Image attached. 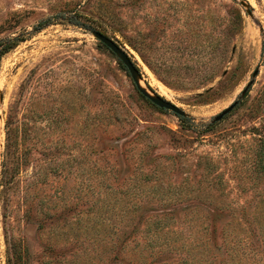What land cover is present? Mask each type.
<instances>
[{
	"label": "rangeland",
	"instance_id": "obj_1",
	"mask_svg": "<svg viewBox=\"0 0 264 264\" xmlns=\"http://www.w3.org/2000/svg\"><path fill=\"white\" fill-rule=\"evenodd\" d=\"M0 42V264L264 262V0H0Z\"/></svg>",
	"mask_w": 264,
	"mask_h": 264
},
{
	"label": "water",
	"instance_id": "obj_2",
	"mask_svg": "<svg viewBox=\"0 0 264 264\" xmlns=\"http://www.w3.org/2000/svg\"><path fill=\"white\" fill-rule=\"evenodd\" d=\"M91 33L97 41L103 44L121 62V64L125 67L126 71L130 75L135 85V88L143 97L148 99L153 105H155L160 109L168 110L174 113L178 117H186V114L182 109L172 104L171 102L167 101L166 99L162 98L160 95H155L151 93L144 85H142L138 70L131 61L128 54L124 51V49H122L120 45H118L112 39H110L109 37L105 36L104 34L98 31H92ZM256 73L257 70L253 72V76H255ZM248 85L249 84H247L245 89L242 91L241 95H244ZM236 104H237V100L233 101L230 105L225 107L220 113H218L213 118V122L221 120L226 114H228L236 106Z\"/></svg>",
	"mask_w": 264,
	"mask_h": 264
},
{
	"label": "trees",
	"instance_id": "obj_3",
	"mask_svg": "<svg viewBox=\"0 0 264 264\" xmlns=\"http://www.w3.org/2000/svg\"><path fill=\"white\" fill-rule=\"evenodd\" d=\"M58 15H55L54 17H57ZM77 16H79V15H77ZM77 16H70L67 20H68V22H70V23H72V24H74V25H78L79 27H86L87 25H85L84 23H81L80 21H78L79 19V17L77 18ZM77 18V19H76ZM53 20V18H46V19H44V20H42V21H40L38 24H37V26L35 27V29H34V31L35 30H40L42 27H44V26H47V25H50L51 24V21ZM89 30H91L90 28H88ZM3 45H2V44ZM14 43L13 42H8V43H4V42H0V57H1V55L3 54V53H5L12 45H13ZM2 45V46H1ZM180 119H182V120H186V119H184V118H182V117H180ZM260 163H259V167L260 168H262V165H261V160L259 161ZM264 168V167H263ZM261 170V169H260ZM257 171H259V170H257ZM141 218L143 217V216H140ZM140 223H141V221H140ZM157 223V222H156ZM156 223H149V224H146L145 226H144V231L145 232H149V230H148V227H150V226H152V227H154V228H158V225H156ZM137 228L138 227H136V225H131V227H130V229H129V231H124V235H123V237H125L126 239H128V238H130V237H132L133 236V233H135V232H137L138 230H137ZM146 228V229H145ZM123 246L125 245V241H123L122 243H121ZM252 257H253V261H252ZM252 257H251V255H250V260L251 261H248V263L247 264H256V256H255V252H252ZM262 257V256H261ZM260 260H261V258L259 259V261H257L258 263L260 262ZM9 264L11 263L10 261L8 262ZM13 264V263H12ZM182 264H186V262L184 261ZM260 264H264V262L263 263H261L260 262Z\"/></svg>",
	"mask_w": 264,
	"mask_h": 264
}]
</instances>
